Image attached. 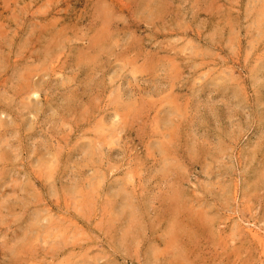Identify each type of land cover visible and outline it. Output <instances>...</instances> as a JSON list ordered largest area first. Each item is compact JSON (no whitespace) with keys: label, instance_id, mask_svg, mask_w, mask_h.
<instances>
[{"label":"rangeland","instance_id":"1","mask_svg":"<svg viewBox=\"0 0 264 264\" xmlns=\"http://www.w3.org/2000/svg\"><path fill=\"white\" fill-rule=\"evenodd\" d=\"M0 264H264V0H0Z\"/></svg>","mask_w":264,"mask_h":264},{"label":"bare ground","instance_id":"2","mask_svg":"<svg viewBox=\"0 0 264 264\" xmlns=\"http://www.w3.org/2000/svg\"><path fill=\"white\" fill-rule=\"evenodd\" d=\"M134 216V215H133Z\"/></svg>","mask_w":264,"mask_h":264}]
</instances>
